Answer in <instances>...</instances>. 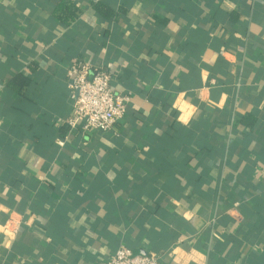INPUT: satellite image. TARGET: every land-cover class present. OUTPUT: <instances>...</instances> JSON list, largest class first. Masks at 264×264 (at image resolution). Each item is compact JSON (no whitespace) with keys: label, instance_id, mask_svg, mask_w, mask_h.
Returning a JSON list of instances; mask_svg holds the SVG:
<instances>
[{"label":"crops","instance_id":"crops-1","mask_svg":"<svg viewBox=\"0 0 264 264\" xmlns=\"http://www.w3.org/2000/svg\"><path fill=\"white\" fill-rule=\"evenodd\" d=\"M65 1L69 23L61 0H0V264H101L120 245L264 264V0ZM79 61L130 98L111 132L66 123Z\"/></svg>","mask_w":264,"mask_h":264},{"label":"built area","instance_id":"built-area-1","mask_svg":"<svg viewBox=\"0 0 264 264\" xmlns=\"http://www.w3.org/2000/svg\"><path fill=\"white\" fill-rule=\"evenodd\" d=\"M71 91L72 108L66 121L71 129L83 133L111 132L127 113L130 98L117 93L111 86V74L84 62L72 63L66 71ZM62 145L61 141L57 142ZM101 264H161L155 254L137 255L120 245L110 258Z\"/></svg>","mask_w":264,"mask_h":264},{"label":"trees","instance_id":"trees-1","mask_svg":"<svg viewBox=\"0 0 264 264\" xmlns=\"http://www.w3.org/2000/svg\"><path fill=\"white\" fill-rule=\"evenodd\" d=\"M94 6H95L94 7L95 10L102 13L105 16V18L107 17L109 18V16L112 14V10L110 11L101 3H96ZM75 11H76L75 6L73 5L72 2L61 0V2L57 4L54 10V15L61 22L69 23V21L75 17ZM28 85H29L28 78L20 74L15 75L8 82L9 88L19 93H22Z\"/></svg>","mask_w":264,"mask_h":264},{"label":"clouds","instance_id":"clouds-1","mask_svg":"<svg viewBox=\"0 0 264 264\" xmlns=\"http://www.w3.org/2000/svg\"><path fill=\"white\" fill-rule=\"evenodd\" d=\"M174 107L179 108L182 111V115L178 118L181 122L187 123L190 115H191V108L189 105L183 101V98H179Z\"/></svg>","mask_w":264,"mask_h":264}]
</instances>
